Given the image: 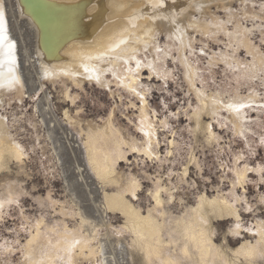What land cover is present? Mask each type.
Here are the masks:
<instances>
[{"label": "bare ground", "instance_id": "6f19581e", "mask_svg": "<svg viewBox=\"0 0 264 264\" xmlns=\"http://www.w3.org/2000/svg\"><path fill=\"white\" fill-rule=\"evenodd\" d=\"M11 1L0 0V10L5 13L9 38L16 44V71L20 78V83L15 86L13 91L0 90V115H4L1 112L4 101L9 100L8 105H11L12 98L10 97L12 96L10 95L9 97L10 93L13 94L14 99L22 102L27 93L26 87L27 91L37 90V85L34 83L35 80L31 78L35 67L43 71L42 74L38 72L42 77H37L36 79L40 84L44 78L54 83L58 81L63 87L62 94L65 101L74 104L78 95H73L70 87L74 85L83 89V85L88 81L78 75L83 72L80 64L89 62L87 61L88 56L102 51L106 45L118 40L121 34L131 37L133 41H135L136 37H144L150 45H153V47L149 48L148 53L150 55L148 54V59L155 60L157 55L160 56L159 62L155 63V74L163 79L165 76L167 78L171 77V72H168L167 69H162L166 59L163 52L157 54L154 45L157 43L160 45L159 37L162 34L166 35L168 42L163 47L160 45V47L165 51L171 50V55L173 49H177L181 62L185 66L182 56L186 53L181 49L179 40L176 38V25L172 23L173 20L184 30L186 36L194 37L192 48H194L197 34L212 40H220L221 36L227 38V46L231 51L226 50L218 54L214 53L209 62L210 67L223 62L230 68L237 70L235 74L237 77L248 81H253L251 77L256 79L261 76L260 74L264 73V53L252 41V29L242 24V19L250 17L263 18V10H255V0H175V3H173V0H165L164 6L155 11L147 5L146 0H13L16 3L15 9L9 5ZM234 1L241 2L244 5L248 2L250 6H245L247 8H244L239 13L238 10L232 8ZM213 8L225 10L227 20L212 13ZM154 15L159 17L155 21L147 18ZM130 21H134L136 24L135 28L131 26ZM221 23L223 24L222 28L215 26ZM229 23L234 24L233 28L228 26ZM14 24L20 26V28L21 26H29V31L27 30L28 36L36 44V54L38 56L31 55L29 53L30 48L27 49V45H25L24 53H20L19 44L15 41L11 31V27ZM189 25H192V27H189ZM149 28L151 32L145 37L144 33ZM20 36L22 37V35ZM20 36H18L17 40H21ZM24 39L26 38L23 37L21 40L23 42L22 45L29 41L26 42ZM131 47L138 49V59H140L141 54H145L143 52V41L139 44L132 43ZM242 48L251 56V61L242 60L238 57V51ZM90 63H96V61H90ZM188 63L191 65L192 73L195 75L190 79L188 69L185 67L186 79L199 100L198 106L190 114V119L193 121L192 133L197 141L201 137L205 142L212 143L218 140V136L214 131L213 123L207 121L206 117L211 118L213 121L217 117L222 116L223 110L219 106L214 107L212 104L213 97L223 100L220 95L222 93L209 92L210 94H208L205 90L198 88L196 82L199 69L189 57ZM129 66L133 67L132 63ZM102 67L107 68L109 65L104 64ZM143 69L140 70L138 79L129 78L125 80V83L135 87L144 97V100L141 101L135 93L126 89L141 101L138 129L140 121L145 118L156 129L153 148L154 152L159 156V152L156 150L159 133L157 124L160 123L164 126L166 122L165 120L158 121L150 118L146 90L141 89L140 85L141 77L144 75ZM63 71L77 73V75L64 76L61 74ZM115 71L122 78L127 75L122 63L115 66ZM46 73H48L47 76ZM109 74L112 75L110 72L104 75L99 84L95 80L88 82H94L107 89H111L112 83L119 85L118 80L113 78L114 80L112 81L108 78ZM153 74L150 72V76ZM201 92L203 95L198 94ZM249 98L260 102L257 100L258 95L255 92L248 98L235 96L233 99ZM233 99L230 98V100ZM40 104L39 115L37 113L33 114L32 119L29 120L35 133L34 140L37 143L32 145V149H34L36 156L40 154L42 158L52 164L51 170L53 171H56V164L60 161L63 177L65 180L70 178L73 183V187L70 185L68 187H75L77 191L74 190L78 193L73 195L71 192V198L75 197V200L73 199L72 201L67 199L64 201L52 200L50 198L52 206L54 208L59 207L56 213L60 215L61 221L58 222L57 219L53 225H49L51 222L47 224L45 217L38 219L40 234L37 235V229L34 228L25 245V255H30L33 261L40 259L44 251L46 238L52 239L53 242L58 238L56 233L51 231L55 225L58 226L61 233L64 232L66 227L69 230L75 229V235L91 242L90 245L77 246L74 259H83L84 261L91 259L93 264H121L117 258L116 249L111 247L112 249L107 251L109 246L106 242L102 244L101 235L102 231L106 229L108 230L107 236L110 239L111 230H114V228L107 224L106 217L110 214H119L124 219V222L116 232L117 238L114 237V239L116 238L119 241L124 239L123 241L126 242L128 248L125 249V253L130 254L132 264H162V262H166L172 257H177L182 245L185 243L184 234L187 233L191 236L201 231H203L207 241L203 246V264H264V256L260 254L264 250V233L254 234L260 228L261 221H264V215L257 217L254 225H251L252 233L243 231V228H245L242 223L244 217H242V208L240 207L242 202L247 199L245 194L247 192V183L242 182L233 187L236 181L235 178V181L232 182L231 193H224L218 190L217 194L209 195L203 192L199 195L196 204L187 205L183 204L185 203L183 198H178V194H175L176 191L174 190L177 188L175 185H165L162 183V179H157L159 184L155 183L154 188L150 192H154L157 188L165 189L161 194V199L165 200V202L161 207L157 208L155 201L150 197L152 200L151 205L144 210L140 204H137L138 192L141 189L140 181L134 175L120 172L118 168L121 160H127L128 150L132 151L133 146L142 149V143H138L131 138L130 140L117 127L113 118L114 112L100 124L81 119L79 112L74 114L69 108L64 110V119L59 120L55 117L49 103H46L43 99ZM213 112L216 114L213 115ZM228 120L233 122L237 131H240L234 118L230 116ZM52 123H54L53 127L51 126ZM209 124L212 125V133L216 139H209ZM68 126L74 128L75 134L69 132ZM13 127H15V124L10 126L8 122L10 134L15 138L11 131ZM43 129L47 134H42ZM16 141L25 148V154L22 159H9V162L4 167H0V201L8 199L15 201L26 191L23 186L22 176L29 175L27 169L30 154L21 141ZM176 144L175 139L169 143V151L173 155ZM9 151L14 150L10 149ZM136 153L144 156L142 151ZM54 157H59V160L56 161ZM144 157L147 158L146 156ZM150 160L154 161V159ZM192 163L198 166L197 156L193 150L189 160L181 170L180 182L188 183L187 180ZM244 168L245 166L243 168L236 166L233 171L235 173V170H244ZM185 173L187 174L185 175ZM249 173L246 172L245 174L247 181ZM133 181L137 185L135 198H133L130 187ZM238 188L242 190V194L238 192ZM76 195L79 198H86V200H83L84 202L76 200ZM237 196L240 197V201L236 203L235 209H230L226 204L221 203L222 201L231 203ZM177 198L178 204H183L182 207L180 206L183 209L179 214H174L173 207ZM169 200L170 202H168ZM201 204H203V207H199ZM150 208L153 209L152 219L159 225L162 238V243L159 245L160 253H154L151 256L148 251L149 247L154 248L157 245H155L151 236L146 233L143 250L136 247L133 241L137 240V236L133 232L134 226L132 224L134 218L147 217ZM157 212L159 215L156 214ZM237 216L240 217L239 222L242 224L240 230L235 229ZM68 219L73 221L72 226L69 225ZM226 221H232L233 225L223 235V240L220 242L217 239V226ZM81 228L84 229L83 232L79 231ZM237 232L238 234H235ZM92 233H95V235L93 236ZM227 234L235 237L241 236L242 240L238 245L233 246L230 244ZM30 239H34V243L31 245L28 244ZM170 240L172 241L171 247H169ZM189 243L192 242L189 241ZM193 247H195L194 243ZM247 248L257 249L256 254L250 257L245 256L243 250ZM103 252L104 254L109 253V255L103 257ZM196 259H201L200 252L196 253ZM24 264H28V262L26 261Z\"/></svg>", "mask_w": 264, "mask_h": 264}, {"label": "rangeland", "instance_id": "374dc122", "mask_svg": "<svg viewBox=\"0 0 264 264\" xmlns=\"http://www.w3.org/2000/svg\"><path fill=\"white\" fill-rule=\"evenodd\" d=\"M255 2V10H262L260 5L264 3V0H255ZM9 5L15 9L16 3L12 0ZM245 6H250V3L247 2L244 5L241 2L234 1L232 8L241 13L244 8H247ZM225 12L222 9L213 8L212 10V13L227 20ZM262 15L263 18L250 17L242 19V24L252 29V41L264 53V10ZM228 26L233 28L234 24L229 23ZM27 30L29 31L28 25L20 28V26L14 24L11 27L13 37L19 44L20 53H24L25 45H27V49L30 48L29 53L38 56L36 54V44L30 40ZM18 36L21 37V40L24 37L26 38L24 41H29L22 45L23 42L20 39L17 40ZM167 42L166 35L162 34L159 37L160 45L163 47ZM227 45L228 40L224 36H221L220 40H212L203 38L199 34L196 35L193 52L188 57L199 69L197 87L205 90L208 94L222 93L220 95L225 102L235 96L248 98L255 92L258 95L257 100L261 102V98L264 97V87H261V83L264 81V73L260 74L259 78L248 81L237 77L235 75L237 70L230 68L223 62H219L214 67L209 66V57L214 53L218 54L226 50L231 51ZM201 49L205 53L203 56L200 55ZM148 54H141L140 59L143 60L144 56L149 57L150 54ZM238 57L242 60L251 61V56L243 48L238 51ZM38 65L40 66V64ZM132 66L135 67L134 62H132ZM163 68L171 72V77L164 80L162 77L158 78L156 74L150 76L149 69L144 67V75H142L140 82L141 89L146 90L150 118L158 121L165 120L167 125V127H164L160 123L157 124L159 147L156 150L159 152L160 159H154L153 161L128 150L127 160H121L118 167L120 172L134 175L140 181L141 189L138 192L137 204H140L144 210L151 205L152 200L148 193L154 188L157 179H162L161 181L165 185H175L177 187L174 190L176 191L175 194H178V198H183L185 203H182L187 205L196 204L199 195L203 192L209 195L217 194L218 190L224 193H231L232 182L236 178L233 171L234 167L243 168L247 165L253 171L249 173L246 184L247 192L245 194L248 207L253 208V211L247 212L243 210L244 201L240 208H242L241 214L244 217L242 223L245 228L250 227L252 224L254 225L255 219L264 215V212L260 211L261 208H264V205L260 203V197L264 195V184L260 182L261 174L255 170L264 167V145L260 144V139L264 135V123H260L264 119V112L245 110L247 113L245 128L247 130L243 136L239 134L240 131H237L233 122L228 120L230 115L227 112L222 111V116L217 117L213 121L211 118L206 117L207 121L213 123L218 140L207 143L200 137L197 141L192 133L193 121L190 119V114L198 106L199 100L186 79V68L181 62L177 49L174 48L172 55L165 59ZM40 70L35 67L33 73L31 71V78L35 80L34 83L37 85V90H28V92L26 87L27 93L22 102L14 99L13 94L10 93L9 97L10 95L12 96L10 97L12 98L11 105L9 106V100H6L4 101L5 104L3 103L2 105L4 108H1L4 116L8 117L10 126L15 124V127L11 128L12 134L16 140L22 142L30 154L27 169L29 175L22 176L23 186L26 191L15 200V203L7 204L4 208L5 215L0 217V245L12 247L15 244L16 247L22 249V251L14 249L12 252H5L0 255V260H6L8 264H18V262L19 264H24L26 262L24 260L26 254L25 245L31 231L36 228L34 225H37L41 217H45L47 224L51 222L49 225H53L57 219L58 222L61 221L60 215L56 213L59 207L54 208L50 198L52 200L64 201L67 199L72 201L73 199L75 200V197L71 198V192L73 195L78 193L75 187L72 188L73 183L70 178L66 179V182L63 177L60 161L56 164V171H53L51 170L52 164L42 158L40 154L36 156L34 149H32V145L37 143L34 140L35 133L29 120L32 119L33 114L37 113L39 115L40 102L43 99L51 105L50 107L55 117L59 120L64 119V110L69 108L74 114L79 112L81 119L100 124L114 112L115 124L129 139L136 140L138 143H142L144 140L142 133L138 131L137 127L139 125L138 116L141 101L134 94L129 93L125 87L112 83L111 89H107L88 81L83 85V89L72 85L70 90H72L73 95H78V98L74 104H71L69 101H65L61 83H58V81L54 83L44 78L40 84L36 80L37 77H42L43 71ZM38 72L41 74H38ZM108 78L112 81L114 80L110 74ZM13 117L15 118V123H13ZM225 122L227 126L221 127V124ZM53 125L54 123L51 124L52 127ZM68 130L75 134L73 127L68 126ZM43 133H46L44 129ZM173 139H175L177 144L174 155L169 157L167 155L169 143L166 144L165 141ZM192 150L197 156L198 166L192 163L187 180L188 183L180 182L181 170L189 160ZM238 157H243V159L237 162ZM55 159L57 161L59 157ZM68 185L72 187L69 188ZM238 190L242 194V190L239 188ZM178 198L174 203V207L177 209L172 206L174 214H179L183 209H181L183 204H178ZM76 200L84 202L83 200H86V198L77 196ZM67 221L70 226L73 225V221L70 219ZM106 222L114 230H111L110 239L107 236L108 230L104 229L102 231V244H105V242L108 244L107 251L112 249L111 247L116 249L117 258L121 264H132L130 254L125 253V249H128L126 242L123 241L124 239H120V241L116 239V232L123 224L124 219L119 214H110L106 217ZM232 225V221H226L217 226L218 241L222 242L223 235L227 233L228 229L232 228ZM245 234L247 233L245 232ZM114 237L116 238L114 239ZM227 237L233 246L238 245L242 240L241 236L235 237L227 234ZM5 241H8V244H5ZM16 241H19V244H16ZM103 255V257H106L109 253L104 254L103 252Z\"/></svg>", "mask_w": 264, "mask_h": 264}, {"label": "snow or ice", "instance_id": "6c2138e0", "mask_svg": "<svg viewBox=\"0 0 264 264\" xmlns=\"http://www.w3.org/2000/svg\"><path fill=\"white\" fill-rule=\"evenodd\" d=\"M146 3L149 7H151L154 11L160 9L164 6L165 0H146ZM175 3V0H173ZM261 9L264 10V4L260 5ZM150 20L155 21L159 17L157 16H150L147 17ZM133 28L136 27L134 21L129 22ZM172 23L176 25L175 33L176 38L179 40V44L181 49L184 50L186 54L182 56L184 61L185 67L188 69L189 78L191 79L195 74L192 73L191 65L188 63V55L193 52L192 48V40L194 37L186 36L184 30L176 24V21L173 20ZM217 28H222L223 24L215 25ZM192 27V25H189ZM126 31V29H125ZM151 29H147L144 33V36L147 37ZM143 41V52L148 53L149 48L153 47L150 45L144 37H136L135 41L131 39V37L124 36L123 34L120 35L118 40L106 45L102 51H98L95 55H90L87 57V61L89 62H82L80 67L83 69L82 73H79L82 79H86L88 81L95 80L97 84L101 83L104 75L107 73H111L113 78L119 81V86L127 88L129 91L135 93L141 101L144 100V97L136 90L135 87H132L130 84H126L125 80L129 78L138 79L139 72L142 68L147 67L150 72H156L155 63L159 62L160 56L157 55L155 60H149L148 56H144L143 60L138 59V49L131 47L132 43H141ZM155 52L160 54L163 52L164 57L168 58L171 55V50L165 51L160 47L157 43L154 45ZM200 55H205L203 49L200 50ZM211 60V57H209ZM90 61H96V63H90ZM146 61V63H145ZM134 62L135 67H130L129 65ZM123 64L124 71L127 74L125 77H120L117 75L115 71V66L117 64ZM107 64L109 67L105 68L102 65ZM17 65V57H16V44L9 38L8 35V27L5 20V13L3 10H0V90L7 89L8 91H13L15 86L20 83V78L17 75L16 71ZM64 76H76L77 73H70L68 71H63L61 73ZM48 73H46V76ZM158 78H160L158 76ZM164 79H167L165 76ZM251 79L255 80V77H251ZM261 87H264V81L261 83ZM199 95H203V93H198ZM213 106H219V108L227 113L230 114L232 118L235 119L237 122L240 132V135H244L245 125L247 123L245 117L247 113L245 110L249 111H260L264 112V97L261 98V102H257L251 98L249 99H240V100H229L228 102H224L223 100L216 99L213 97L212 99ZM216 113L213 112V115ZM13 123H15V118L13 117ZM163 123V122H162ZM260 123H264V119L260 121ZM227 123L221 124V127H226ZM164 127H167L164 124ZM235 127V125H234ZM139 132L142 133L143 137L145 138L142 141V149L136 146L132 147L133 152H141L144 156L148 159H160V157L154 152L153 148V140L156 136V129L152 123L148 122L147 118L142 119L140 121V127L138 129ZM208 132L210 134L209 139L213 140L216 139L215 135L212 133V125H208ZM166 144L171 143V141H165ZM260 144L264 145V135L260 139ZM156 147H159V143L157 141ZM10 149L14 151H9ZM25 154V148L21 146L20 143L16 141V139L10 134V129L8 128V117L4 115H0V167H4L8 162L9 159H22ZM168 156L173 155L171 151L167 152ZM243 157H238L237 162ZM258 173L261 174V183L264 184V167L255 169ZM253 169L245 165L244 170H235L236 174V181L234 182L233 187L243 183H247L246 179V172H252ZM187 173H185L186 175ZM159 184V181L156 182ZM131 187L133 198L136 197V182L133 181ZM165 191L163 188H157L154 192H149L148 195L152 197L155 201L157 208L161 207L165 200L161 199V194ZM240 201V197H236L231 203L227 201H222L227 205L230 209H235L236 203ZM170 202V200L168 201ZM15 203L14 200L8 199L6 201H0V216H4V208L5 204L11 205ZM260 203L264 205V195L260 197ZM199 207H203L201 204ZM243 210L247 212H252L253 208L248 207V202H243ZM195 211V210H194ZM261 212H264V208L260 209ZM159 215V213H156ZM153 216V209H149V215L147 217L142 218H134L132 220L133 224V232L137 236V240L133 241V244L138 247L139 249L143 250L144 248V241L146 239V233L151 236L153 242L157 247H149V255L152 254H159L161 249L159 245L162 243V238L160 236V228L159 225L155 223L152 219ZM138 217V214H137ZM240 217L237 216V223L235 224V229L240 230L242 228V224L239 222ZM37 229V235H39V228L40 224L37 223L35 226ZM53 233H56L57 239L53 242L52 239L46 238V244L44 245V251L40 259L33 261L30 255H25L24 260L28 262V264H93L91 259L84 261L83 259H74V253L77 249V246L81 245H90V241H86L81 237H78L74 234L76 231L75 229L69 230L67 227L65 228L64 232L61 233L59 231L58 226H53L51 229ZM80 232H83L84 229H80ZM243 231L252 233V227L243 228ZM264 233V221H261L260 228L254 233L259 235ZM235 234H238L235 233ZM94 236L95 233H92ZM185 236V243L182 245L180 249V253L177 257H172L166 262H162V264H203V251L204 245L207 243L203 231L199 232L196 235L189 236L187 233L184 234ZM191 241L192 243H189ZM34 243V239L28 240V244L31 245ZM178 243V241H177ZM193 243L195 247H193ZM5 244H8V241H5ZM16 244H19V241H16ZM172 246V241H169V247ZM22 251L21 248L15 246L12 247H5V245H0V255H3L5 252H12L13 250ZM201 253V259H196V253ZM245 256H253L256 254L257 249L255 248H247L243 250ZM262 256H264V250L260 252ZM0 264H8L6 260H0ZM19 264V262H18Z\"/></svg>", "mask_w": 264, "mask_h": 264}]
</instances>
